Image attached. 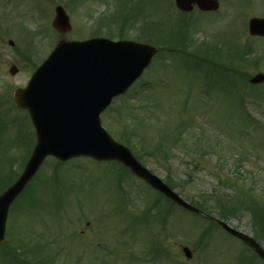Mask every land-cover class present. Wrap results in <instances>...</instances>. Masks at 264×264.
<instances>
[{
  "label": "rangeland",
  "instance_id": "rangeland-1",
  "mask_svg": "<svg viewBox=\"0 0 264 264\" xmlns=\"http://www.w3.org/2000/svg\"><path fill=\"white\" fill-rule=\"evenodd\" d=\"M108 1L92 0L85 2L83 7H76L69 0H0V163L4 164L2 157L17 156L14 164L7 165L15 177L22 169L20 161L32 142V128L27 126L26 118L21 121L22 118L17 117H25L26 112L10 110L11 107L7 112L10 105L6 99H11L15 88L26 84L33 70L32 63L21 57L19 52L24 53V45L27 43L36 51V57L44 59L47 56L57 37L50 26L56 4H67L70 7L65 10L72 29L64 38L81 40L88 37L93 22L92 19L88 20L85 14L90 13L93 16L106 12ZM218 1L219 9L216 12L204 15L194 12L188 22L189 18L183 20L174 9L173 13L168 9V6H174L171 5L173 0H170L168 5L164 0H155V3L150 2L141 9L140 16L134 8L128 22L137 23L138 18L141 21L152 19L155 23H163L165 28L169 19L170 23L173 22L172 19H177L178 24L185 22L184 31L189 40L186 42L185 51L191 52L195 58L197 42L203 41L209 48L213 37L221 42L225 39L230 44L233 43V38L237 37V42L245 43L247 40L258 50L264 46V40H248L247 33L240 25L250 17H264V0ZM107 12H112V6ZM115 22H121L120 15ZM107 24L110 34L122 32L128 38L135 35L128 24L119 28L112 23ZM105 30L100 31L101 35L105 36ZM235 33L238 35L235 36ZM8 40L13 41L12 47L7 44ZM178 41L181 42V39ZM159 47L163 52L167 51L166 44ZM262 56L264 57V54ZM170 60L168 54L165 58L155 59L140 80L143 84L151 83V89L137 86L130 93L114 100L110 108L101 115L102 126L110 129V133L115 136H120L121 130L135 133V141L131 144L141 156L142 164L160 179H172L174 191L185 200L206 199L207 203L211 204L209 201L216 195L232 197L237 191L232 185L236 177L243 180L242 190L253 183V193L260 194L264 190L263 102L258 101L257 97L247 96L242 109L252 121L241 124V116L235 118L231 107L233 97H225L215 91L216 78H206L208 85L201 93L200 81L196 82V72L192 69L193 63H166ZM218 62L225 63L222 59ZM162 63H166L164 70L160 66ZM11 66L18 70L15 75L8 72ZM241 69L242 73L249 76L258 72L264 73L262 62L261 65L256 63ZM237 78L234 85L239 91L235 93L241 100L248 93H256L255 88ZM257 91L261 92L264 100V84ZM210 94L212 96H209ZM130 113L136 118L131 119ZM14 117L17 122L8 123ZM163 130L173 137L179 131L175 137L179 139L175 144H164L163 148L160 147L162 151H158V148L156 151L154 148L158 147L156 142L159 140L157 133L160 134ZM49 159L32 182L31 190L17 201L13 209L11 208L7 221V245L10 248L17 247L16 250L19 249L23 258L31 263H36V258L40 255L49 258L52 254L58 256L57 263L65 262L67 255L71 256V261L73 255H79L76 254L77 251L92 250L86 246V239L81 235V230L85 231V236L89 234L95 238L94 232L98 230L95 225L97 220L100 221V230L101 224L106 229H111L112 219H107L106 223L100 217L92 216L96 211L107 213L112 210L109 203L118 196L112 185L113 171L118 174L116 166L79 158L70 160L57 169ZM219 179L229 183L220 186ZM125 180L123 185L129 192L127 200L130 202L127 209L140 212L152 194L131 177ZM145 196L149 197L144 199ZM80 211H83L85 218H79ZM87 221L91 222L88 228L85 227ZM226 223L251 235L247 215L230 218ZM206 225L207 221L199 217L171 209L164 231L167 237L163 240V234L158 235L160 248L164 245L167 247L166 258L162 260L159 257V260L151 264H250L249 252L236 239L220 230H208L199 240ZM151 226L154 231V222ZM140 243L120 248L117 254L109 258L105 256L107 263L104 264H132L129 255H140L143 248ZM260 244L264 248V241ZM20 245L22 247H19ZM184 246L192 252V258L189 260L184 258L181 252ZM36 250L38 252L35 254ZM4 252L6 251L0 247V264H8L9 258ZM88 254L94 257L96 253ZM88 264L95 263L90 261ZM254 264L260 263L255 261Z\"/></svg>",
  "mask_w": 264,
  "mask_h": 264
},
{
  "label": "water",
  "instance_id": "water-1",
  "mask_svg": "<svg viewBox=\"0 0 264 264\" xmlns=\"http://www.w3.org/2000/svg\"><path fill=\"white\" fill-rule=\"evenodd\" d=\"M175 5L184 12L191 11L194 5L201 11H215L218 7L215 0H175ZM52 26L59 33L70 30L68 17L60 6L55 8ZM248 31L251 36L264 37V19H251ZM155 53L156 49L151 46L127 41L59 40L41 65L44 70L36 71L25 89L14 92L15 104L29 113L35 129L36 143L19 177L0 194V242L4 237L9 205L23 191L47 156L60 161L81 156L98 161H118L180 207L201 214L143 168L127 148L115 143L100 127L99 114L113 97L126 91ZM86 68L90 72L84 71ZM10 73H16V69L11 68ZM54 75L61 79L41 80L42 77L50 78ZM75 75L92 77V80L83 84L81 90L77 87L75 90L69 80ZM262 81L264 76L258 74L250 83L258 84ZM217 222L245 246L252 248L264 262V250L254 239ZM184 252L186 257H190L187 249Z\"/></svg>",
  "mask_w": 264,
  "mask_h": 264
},
{
  "label": "trees",
  "instance_id": "trees-1",
  "mask_svg": "<svg viewBox=\"0 0 264 264\" xmlns=\"http://www.w3.org/2000/svg\"><path fill=\"white\" fill-rule=\"evenodd\" d=\"M150 1L151 4L155 3V0ZM164 1L165 4H169V0ZM179 14L182 16L183 20L188 17L187 14ZM172 21L173 22L170 23L169 19L167 22L168 25L165 28L163 23H155L152 20L153 34L151 37L147 38V42L157 47L166 44L167 51L177 56L193 57L194 55L191 54V52L185 51L186 42L189 41L187 33L184 31V27H186L185 22L182 21L178 24L177 20L172 19ZM179 39H181V42L178 41ZM233 42L234 43L227 46V49L231 51L226 52L221 51V49H223V44L218 39H216L215 43H212L214 45L209 46V48L203 41L197 42L198 45L196 46V49H198L196 51V59H202L203 63L210 67H208L210 72L206 73L210 77L216 78V80L223 81L224 83L229 82L230 87H235L233 82L237 75L240 76L243 81H246L249 76L242 73L241 68L246 65H254L258 60L257 53L252 51L246 42L244 44H239L236 39H233ZM201 46L203 49H201ZM220 59L230 60L228 67L220 64V62H218ZM129 117L131 119L136 118L132 113L129 114ZM124 143L129 145L130 142L129 140H124ZM136 156L140 157L138 154ZM139 159H141V157ZM6 162H11V160L6 158ZM11 181L12 178H9L8 182L1 183L0 191ZM221 183L224 184L225 182L221 181ZM235 184L237 191L234 196L230 198L223 195H216L212 199L213 204L210 205V209L206 208V200H191V204L206 212H210V210L213 209L216 215L222 220L244 214L248 215L253 236L259 241H264V191L258 196H254V194L251 193V189L242 190V186L239 185V182Z\"/></svg>",
  "mask_w": 264,
  "mask_h": 264
},
{
  "label": "flooded vegetation",
  "instance_id": "flooded-vegetation-1",
  "mask_svg": "<svg viewBox=\"0 0 264 264\" xmlns=\"http://www.w3.org/2000/svg\"><path fill=\"white\" fill-rule=\"evenodd\" d=\"M117 214L122 215V214H126V213H124V212H117ZM150 214H154V213H150ZM150 214L146 212V215H150ZM88 225H89V223H86V227H88ZM145 225H147V224L145 223ZM161 225H162V232H164L165 229H166V226H167V219L166 218L165 219H162ZM94 233L96 235L95 238H93L92 236H89V234H87V236H85V234H86L85 231L84 230L81 231V235H83V238L86 239V242H85L86 246H88V249L90 247V249H92V251L96 250V248H92V246H91L94 241H99V243H97V246L98 247L104 243V238H103L102 234L99 232V230L95 231ZM166 237L167 236L165 234V235H163V238L162 239L165 240ZM124 240H127V238H125ZM164 246H162L161 249H160V257L165 256V253L167 251V247H164ZM97 251H99V250H97ZM155 251L156 252L158 251L157 248L155 249ZM88 252H89V250L88 251L87 250H82L81 251L80 263L81 264H88L90 261L91 262H94V263H98L99 262L97 260L98 259V256L90 257L89 254H88ZM95 258H97V259H95ZM51 262L53 264H57L56 255L55 254H54V258H52V261Z\"/></svg>",
  "mask_w": 264,
  "mask_h": 264
}]
</instances>
